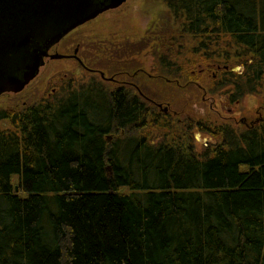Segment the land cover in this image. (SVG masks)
Masks as SVG:
<instances>
[{"label":"trees","instance_id":"16d2710c","mask_svg":"<svg viewBox=\"0 0 264 264\" xmlns=\"http://www.w3.org/2000/svg\"><path fill=\"white\" fill-rule=\"evenodd\" d=\"M162 3L171 37L228 38L244 68L230 100L264 89V0ZM62 98L0 109V264H264V123L216 129L199 156L152 144L122 88Z\"/></svg>","mask_w":264,"mask_h":264},{"label":"rangeland","instance_id":"374dc122","mask_svg":"<svg viewBox=\"0 0 264 264\" xmlns=\"http://www.w3.org/2000/svg\"><path fill=\"white\" fill-rule=\"evenodd\" d=\"M166 10L162 0H127L116 10L105 12L74 29L56 46V51L65 54L67 45L81 41L85 44L83 51L92 47L94 52L93 60H87L90 66H98L107 70L105 72L121 67L122 71L144 68L141 92L147 97L146 104L152 115L163 114L166 107L170 108V114L162 119L163 129L160 119L156 116L148 119V115L146 128L150 132L145 133V137L151 135L156 145L183 141L184 147L202 156L219 142L216 129L225 125L241 131L255 124L264 112V108L258 109L264 104V89H255L253 94L244 93L237 102L230 103L231 87L241 85L238 77L243 75L244 68L234 59L233 48L226 45L228 38L220 39L219 35L216 38L211 35L208 40L199 38V42L204 40L199 47V42L195 45L189 36L173 38L176 31L170 26L172 19ZM225 56L231 59L224 61ZM217 66L221 72L216 71ZM76 69L77 64L67 58L46 59L39 74L24 90L0 96V109L19 112L32 104L49 103L46 100L51 101L52 97L61 100L69 89L97 87V81L109 90L115 88L99 76L86 72L76 74ZM223 74L228 77L226 80ZM0 126L14 129L7 121ZM166 127L170 131L162 134ZM161 130L162 133L158 132ZM108 141L111 142V136ZM12 179L17 190L19 181L16 176Z\"/></svg>","mask_w":264,"mask_h":264},{"label":"water","instance_id":"95a60500","mask_svg":"<svg viewBox=\"0 0 264 264\" xmlns=\"http://www.w3.org/2000/svg\"><path fill=\"white\" fill-rule=\"evenodd\" d=\"M124 1L0 0V94L23 90L50 46L73 27Z\"/></svg>","mask_w":264,"mask_h":264},{"label":"flooded vegetation","instance_id":"af4514ba","mask_svg":"<svg viewBox=\"0 0 264 264\" xmlns=\"http://www.w3.org/2000/svg\"><path fill=\"white\" fill-rule=\"evenodd\" d=\"M126 2H127V0L125 2H123L122 4H124ZM122 4H120V6H118V7H116V9L121 7ZM116 9H108L105 12H108V11H111V10H116ZM105 12L102 13V14H105ZM102 14H100V15H102ZM88 22H91V21H88ZM88 22H85L83 24H86ZM80 26H83V25H80ZM80 26H77L76 28H78ZM76 28H74V29H76ZM68 35H66L65 37H67ZM65 37H63L61 40H63ZM61 40L59 41V43L55 44L54 46H52L49 49L48 54L50 56L52 54H58V55H62L63 54L62 58H67V59L71 60L72 62L74 61L75 64H77L76 74H78L80 72H83V73L86 72V73H88V74H90L91 76H94V77L95 76L96 77L99 76L100 79L103 82H105L106 84H109L110 86H114L115 87L113 89L110 88V90H109L110 92H113L115 90H118V89L122 88L128 94L134 95L142 103L146 104V98L147 97H146V95H142V92H141L142 85L144 84L143 83L144 82L143 74L146 73L144 71V68H136L135 71H131V69H129V70L123 69V71H122V67H121V69H119V70H114V71L111 70L112 72H109V71L105 72L107 70H104V69H102V68H100L98 66H90L89 63H87V60H89V59L93 60V58H94V52L92 50V47H88V49H85L83 51V48H84L85 44H83L81 41H73L72 43L67 45V49L68 50L65 51V54L64 53L60 54V53H58L56 51V46L61 43ZM49 60H51V59H49ZM125 62H127V60ZM109 68H111V67H109ZM216 69H217L216 70L217 72H221V69L219 68V66H217ZM224 70L226 71L228 69H224ZM100 73H102L104 75V77ZM155 76L158 77V78H162V75H160V74H155ZM213 76L215 77L214 73H213ZM222 77H223L224 80H226L228 78V77H225L224 74L222 75ZM92 81L96 82V80H92ZM92 81H90L89 84ZM96 83L100 84V82H96ZM89 86L91 87V85H89ZM230 96H231V94H230ZM230 96L228 98V101L230 103L238 101L237 100L238 98H236L235 100H230ZM203 100H205V99H203ZM262 108H264V104H262V106L258 107V109H262ZM161 114L162 113H158L157 112L154 115V117L155 116L156 117H161ZM163 114H164V116L165 115L167 116L168 114H170V108L166 107V109H164V113ZM262 123H264V112H261V114L255 120V124H253V125H257V124L261 125ZM253 125H249V127H251ZM151 139H153V138H151ZM152 144L156 145L155 144V139H153Z\"/></svg>","mask_w":264,"mask_h":264}]
</instances>
